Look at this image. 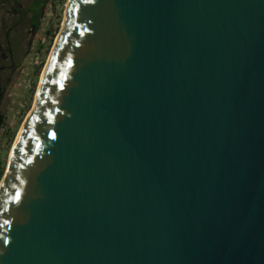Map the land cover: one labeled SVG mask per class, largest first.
<instances>
[{"label": "water", "instance_id": "obj_1", "mask_svg": "<svg viewBox=\"0 0 264 264\" xmlns=\"http://www.w3.org/2000/svg\"><path fill=\"white\" fill-rule=\"evenodd\" d=\"M0 264H264V0H68Z\"/></svg>", "mask_w": 264, "mask_h": 264}, {"label": "rangeland", "instance_id": "obj_2", "mask_svg": "<svg viewBox=\"0 0 264 264\" xmlns=\"http://www.w3.org/2000/svg\"><path fill=\"white\" fill-rule=\"evenodd\" d=\"M36 0H0V183L12 148L35 102L37 89L68 0H42L40 28L33 32Z\"/></svg>", "mask_w": 264, "mask_h": 264}, {"label": "trees", "instance_id": "obj_3", "mask_svg": "<svg viewBox=\"0 0 264 264\" xmlns=\"http://www.w3.org/2000/svg\"><path fill=\"white\" fill-rule=\"evenodd\" d=\"M32 5L33 6L30 7L29 11H25V12L26 13L31 12L33 14L31 19V24L34 29L33 32H35L40 28L42 12L45 7V4L42 3V0H36Z\"/></svg>", "mask_w": 264, "mask_h": 264}, {"label": "bare ground", "instance_id": "obj_4", "mask_svg": "<svg viewBox=\"0 0 264 264\" xmlns=\"http://www.w3.org/2000/svg\"><path fill=\"white\" fill-rule=\"evenodd\" d=\"M22 130V129H21ZM21 132V131H20ZM20 132H19V134H20ZM17 139H18V137H17ZM17 141V140H16ZM16 141H15V144H16ZM15 144H14V146H15ZM14 146H13V148H14ZM13 148H12V150H13ZM11 153H12V151H11ZM10 156H11V154H10ZM10 159V158H9Z\"/></svg>", "mask_w": 264, "mask_h": 264}, {"label": "snow or ice", "instance_id": "obj_5", "mask_svg": "<svg viewBox=\"0 0 264 264\" xmlns=\"http://www.w3.org/2000/svg\"><path fill=\"white\" fill-rule=\"evenodd\" d=\"M53 138H55V135L53 134ZM19 194H17V196H18Z\"/></svg>", "mask_w": 264, "mask_h": 264}]
</instances>
